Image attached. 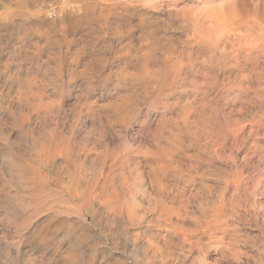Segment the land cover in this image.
I'll use <instances>...</instances> for the list:
<instances>
[{
	"label": "rangeland",
	"instance_id": "rangeland-1",
	"mask_svg": "<svg viewBox=\"0 0 264 264\" xmlns=\"http://www.w3.org/2000/svg\"><path fill=\"white\" fill-rule=\"evenodd\" d=\"M101 1L0 0V264H264V0Z\"/></svg>",
	"mask_w": 264,
	"mask_h": 264
},
{
	"label": "bare ground",
	"instance_id": "bare-ground-1",
	"mask_svg": "<svg viewBox=\"0 0 264 264\" xmlns=\"http://www.w3.org/2000/svg\"><path fill=\"white\" fill-rule=\"evenodd\" d=\"M111 1L112 0H102L101 2H111ZM87 9L93 12L91 7H87ZM120 15H121L120 12L117 11V7L104 8L103 10H101L100 21L103 22V25L107 26L111 18L116 19ZM194 26L196 31L195 35H198L199 37L212 35L211 30L207 29L206 26L203 25H201L200 27L196 25ZM202 26L204 27V30L201 29ZM221 40H225L226 43V47L222 51H220L221 57L219 59L220 63L224 66L228 65L230 67H236V66L243 67L244 65L241 62L247 63L249 60L255 61L260 57L259 55L254 56L255 53L258 52L264 53V29L257 27L256 25L253 26L245 25L243 27V30L241 31L239 30L238 32L231 33L225 36L224 34L218 36L216 40V44H219Z\"/></svg>",
	"mask_w": 264,
	"mask_h": 264
}]
</instances>
